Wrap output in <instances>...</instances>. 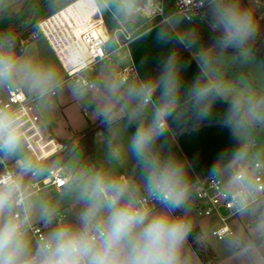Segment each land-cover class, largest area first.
I'll return each mask as SVG.
<instances>
[{"label": "clouds", "instance_id": "obj_1", "mask_svg": "<svg viewBox=\"0 0 264 264\" xmlns=\"http://www.w3.org/2000/svg\"><path fill=\"white\" fill-rule=\"evenodd\" d=\"M77 2L90 14L112 15L121 27L160 17L153 36L162 49L158 67L144 79L101 68L96 88L98 115L109 133L106 166L83 165L75 153L66 160L29 148L25 108L47 109L65 81L34 49L19 48L12 33H0V161L11 162L8 174L0 175V264H190L186 244L193 226L183 211L189 165L172 141L210 118L227 94L226 53L245 50L264 26L239 0H207L205 15L216 35L211 48L200 47L198 34L182 28L186 17L165 12L163 0ZM59 4L48 0L49 7ZM193 62L197 71L187 78ZM250 76L264 90V78ZM240 84L223 118L237 141L228 187L233 206L249 218L244 247L261 262L264 194L255 162L264 159V148L254 137L257 125L264 127V93H255L244 75ZM76 91L84 94L79 85ZM128 164L131 170L121 171ZM212 173L218 174L215 166ZM41 183L54 187L55 197ZM64 204L71 207L63 211Z\"/></svg>", "mask_w": 264, "mask_h": 264}, {"label": "built area", "instance_id": "obj_2", "mask_svg": "<svg viewBox=\"0 0 264 264\" xmlns=\"http://www.w3.org/2000/svg\"><path fill=\"white\" fill-rule=\"evenodd\" d=\"M206 5L205 0H174L175 11L184 15L185 21L189 22L202 20ZM37 28L61 65L65 80H72L81 86L90 85L91 81L85 74L92 71L99 62L110 59L111 51L106 48L109 38L104 17L102 14L88 13L77 0L70 1L56 12L40 19ZM123 35L124 38L121 39L113 33L117 48L124 46L129 37L124 33ZM29 37L34 38L35 35L31 34ZM22 44L23 41H20V45ZM116 74L131 79L133 67L128 65ZM25 112L29 121V148L38 150L44 156H52L61 150L62 144L49 132L37 111L31 110L29 106L25 108ZM255 167L261 172L257 180L259 190L264 194V166L260 161H256ZM10 168L11 162L0 161V175L8 174ZM231 174L222 177L211 172L195 177L191 184L194 216L196 219H206L209 235L217 240L233 235L231 221L242 213L233 206L232 194L228 187ZM39 187L49 185L41 183Z\"/></svg>", "mask_w": 264, "mask_h": 264}, {"label": "crops", "instance_id": "obj_3", "mask_svg": "<svg viewBox=\"0 0 264 264\" xmlns=\"http://www.w3.org/2000/svg\"><path fill=\"white\" fill-rule=\"evenodd\" d=\"M156 18L151 24H145L142 19L138 20V23L132 26V34L127 38L125 45L114 50L121 51L124 61L115 73L129 65L133 67V78L144 79L152 74L157 58L162 52V49L155 44L153 39L156 25L160 19L159 17ZM182 28L189 29L184 25H182ZM181 55L188 56V53L185 51ZM188 58L190 59L191 57L189 56ZM196 71L195 62H193L186 72V77L191 78ZM93 72L96 73L97 69L94 68L90 71L88 77L91 82H96ZM232 99L231 94L227 93L216 103L213 114L209 119L203 121L204 124L189 131L178 132L172 141V148L188 161V173L191 184L195 177L211 173L214 166L222 177H227L232 173L231 151L237 145V141L232 137L230 129L220 122V120H223ZM46 126L52 134L49 126ZM100 133L105 138L101 140L102 144L98 146L96 137ZM108 135L107 128L105 131H97L94 135V160L98 167L106 166V137ZM124 170L130 171L131 165H125L121 171ZM193 202L194 196L190 188L186 208L183 211L187 213L191 222L193 221L192 229L195 227L200 228L201 234L196 240L204 241L210 246L213 251V258L206 263L201 262L193 251L191 244L187 241L186 248L190 256V264H264V261L258 262L252 253L244 247L242 237L247 236L249 231L248 217L244 213V216L240 215V213L231 221L233 235L223 240H217L209 235L208 227L203 229L197 224V219L193 213ZM178 214H181L179 210Z\"/></svg>", "mask_w": 264, "mask_h": 264}, {"label": "rangeland", "instance_id": "obj_4", "mask_svg": "<svg viewBox=\"0 0 264 264\" xmlns=\"http://www.w3.org/2000/svg\"><path fill=\"white\" fill-rule=\"evenodd\" d=\"M69 1L72 0H60L59 6L65 5ZM7 6H12L14 11L19 12V19L26 17L27 9L22 5V0H0V10L6 8ZM47 6L49 5L44 3L35 7L30 22L39 21L40 19H42L46 14ZM163 6L165 12L175 11L174 0H164ZM101 14L104 17L105 26L109 38L106 43V47L108 50L113 52L110 55L109 60L99 62L95 66L97 72H93L92 74L96 79V82L92 81L90 85L81 86L80 84L75 83L72 80H65V73L61 65L55 58L44 38L39 34L35 33L34 35L36 37L34 38L29 37V42L23 46V48L30 47L34 49L43 60L48 63L54 64L63 75L65 83L62 90L58 94L51 97L49 102L50 106L47 109L43 111H37L42 121L49 126V129L51 130L54 137L59 140L72 138L74 132L81 131L88 125L89 122L92 123L96 121V119L99 117V109L102 107L101 97L96 88L97 82L100 78V70L102 67L107 66L115 72L122 66V62H124L121 51H114L115 49H117L118 44L113 39V33L115 32L119 38L123 39V33L127 36L132 34V26L134 25L121 27L112 15L107 13ZM141 19L142 18H140L139 20ZM156 19L157 18H155L153 21H155ZM6 21L7 18H3L0 20V28ZM194 24L204 26V21L203 19H195L193 22L185 21L183 25L193 30ZM89 74L90 73L88 72L85 74V76L88 77ZM78 85L83 88V95L77 94L76 88ZM231 96L233 95L231 94ZM100 123H102L101 119L100 121H98V124ZM104 138L105 136L102 133H100L96 137L98 146L102 144L101 140H104ZM254 139L258 148H264V127L257 125ZM74 153L78 154L79 161L81 163L82 151L76 148L72 154ZM259 161L264 164V159H261ZM88 165L94 166L91 163ZM44 188H48L50 196L55 197L56 193L53 187ZM70 207V205L64 204L61 210L67 211ZM240 215L244 216L243 212ZM196 221L197 224L200 225L203 229L207 228L206 219L198 218ZM247 224L249 228V218Z\"/></svg>", "mask_w": 264, "mask_h": 264}, {"label": "trees", "instance_id": "obj_5", "mask_svg": "<svg viewBox=\"0 0 264 264\" xmlns=\"http://www.w3.org/2000/svg\"><path fill=\"white\" fill-rule=\"evenodd\" d=\"M44 3L48 5V0H22V5L27 9V15L26 17L21 19L18 18L19 12L14 11L12 6H7L6 8L1 9L0 20L3 18H7V21L0 28V33H12L16 37L17 46L19 48H23V46L29 42L28 40L31 34H39L37 28L38 21L30 22V19L33 14L34 8ZM239 3L243 8L252 13L258 25L264 26V0H239ZM60 8L61 7L47 6L46 14L44 17L56 12ZM206 12L207 5L203 9L204 26L194 24L193 31H195L199 36L200 47L206 46L208 48H211L216 33L212 28L211 20L205 15ZM20 41H23L22 45H20ZM245 50H248L255 56L264 59V28H258L254 38L249 41L248 46ZM177 51L179 54H182L186 50L180 48ZM157 67L158 64L156 63L154 65V70H156ZM234 97L235 96H232V98ZM98 121H100L99 117L96 119V121L92 123L89 122L83 130L74 132L72 138L60 140L57 139L62 144L63 148L56 152L54 155L64 157L67 160L77 148L82 151L81 163L83 165H88L91 163L94 165V167L99 168L94 160V135L99 130L105 131L107 127L103 123L98 124ZM220 122L223 123V120H220ZM202 124H204V122L189 126L182 131H189L198 128ZM200 234V228H193L188 241L199 260L203 263H206L213 258V251L206 242L196 240Z\"/></svg>", "mask_w": 264, "mask_h": 264}, {"label": "water", "instance_id": "obj_6", "mask_svg": "<svg viewBox=\"0 0 264 264\" xmlns=\"http://www.w3.org/2000/svg\"><path fill=\"white\" fill-rule=\"evenodd\" d=\"M245 52L247 54H245ZM225 66L222 68V85L225 91L233 96H238L241 91L240 75H244L250 80L255 93L262 94L259 85L251 81L250 73H256L259 77L264 78V59L255 56L248 50L231 51L225 56Z\"/></svg>", "mask_w": 264, "mask_h": 264}, {"label": "bare ground", "instance_id": "obj_7", "mask_svg": "<svg viewBox=\"0 0 264 264\" xmlns=\"http://www.w3.org/2000/svg\"><path fill=\"white\" fill-rule=\"evenodd\" d=\"M44 23L41 24V26L43 27Z\"/></svg>", "mask_w": 264, "mask_h": 264}]
</instances>
